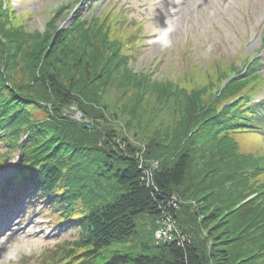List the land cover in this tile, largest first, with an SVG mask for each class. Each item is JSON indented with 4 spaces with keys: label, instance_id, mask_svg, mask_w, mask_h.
<instances>
[{
    "label": "trees",
    "instance_id": "trees-1",
    "mask_svg": "<svg viewBox=\"0 0 264 264\" xmlns=\"http://www.w3.org/2000/svg\"><path fill=\"white\" fill-rule=\"evenodd\" d=\"M110 32L93 18L29 34L9 26L0 0L1 136L38 169L53 208L77 218L80 237L64 249L66 260L264 264V148L241 153L238 134L253 115L228 104L251 81L233 80L218 98L207 80L190 90L153 82L130 72L126 41ZM114 84L116 102H130L118 112L106 101ZM170 103L175 119L162 116L151 129L150 113ZM166 213L183 242L160 244L156 223L141 230L136 221Z\"/></svg>",
    "mask_w": 264,
    "mask_h": 264
},
{
    "label": "rangeland",
    "instance_id": "rangeland-1",
    "mask_svg": "<svg viewBox=\"0 0 264 264\" xmlns=\"http://www.w3.org/2000/svg\"><path fill=\"white\" fill-rule=\"evenodd\" d=\"M8 2L14 8V26L20 24L29 34L44 33L46 29H49V21L53 19L60 30H64L74 23L76 17L77 20H89L94 13L100 12L99 7H95L96 2L86 7L88 0H9ZM258 2H261V6L257 8L260 12L258 16L260 22L257 21L258 19L252 22L248 18L245 19L239 10L233 9L229 12V20L237 25L234 29L224 24L223 16L215 13L213 2H208L205 7L197 11L189 6L171 27V19L166 17L165 7L160 8L151 1L147 8L140 9L138 6L142 3L146 4L145 0H120L117 4L119 11L124 6L129 7L123 12L128 22L126 26H123L126 29L116 32L114 28L113 33L121 41L134 38L132 34L136 33L145 38L141 46L138 44L135 52L130 55L131 60L127 66L131 73L148 75L153 82L172 81L187 90L200 88L206 69H211L213 73L221 63H226L227 69L231 66L235 67L234 63L240 64L244 52L257 54L263 58L262 73L264 74V46L260 43L253 48L249 31L254 26L256 32L260 34V28L264 26V0H257L256 3ZM111 8L113 6L108 5L106 9L111 10ZM136 25L138 28L134 29ZM163 28L165 33L161 34ZM116 91L114 84L108 92L107 103L117 112L123 105L130 107V102L124 99L116 102L118 95ZM146 96L142 102L143 109L145 107L151 110L154 98L152 96L149 102ZM146 101H148V107H146ZM171 108H173L171 103L168 106L164 105L158 109L157 115L150 113L156 121L147 123L148 119L144 118L143 123H147L151 129H154L162 116L167 120L175 119L170 112ZM165 123L162 127L166 126ZM134 130H136L135 127L132 132ZM243 139V137L238 139L241 153L257 155L263 152L258 142L251 143L249 146L245 145ZM21 161L20 153L12 149L6 150V143L3 138H0V174H10L13 166L20 165ZM152 165L155 168L158 167L157 162H153ZM44 207L47 206L42 200L34 199L30 200L27 207L23 209L22 216L19 215L20 219L12 226L13 230L16 229V234L6 245L0 247V264H43L45 260H48V264L68 263L67 260L63 261L66 254L58 248L63 246L65 241L76 238L77 232L71 227L73 223L59 227L57 216L50 215L47 210L45 212ZM205 211L208 212V210ZM136 221L141 230L144 224L147 227L154 224L153 219L147 215L139 217ZM118 247V245L113 246L110 252L118 251Z\"/></svg>",
    "mask_w": 264,
    "mask_h": 264
},
{
    "label": "bare ground",
    "instance_id": "bare-ground-1",
    "mask_svg": "<svg viewBox=\"0 0 264 264\" xmlns=\"http://www.w3.org/2000/svg\"><path fill=\"white\" fill-rule=\"evenodd\" d=\"M260 6H261V2H258V3H255L254 1L251 2V7H252L253 10H255V11H254L255 18H257L258 15H259V10H258L257 8H259ZM250 14H251L252 17H254L252 11H251ZM256 43H257V40L254 42V44H256ZM72 109H73L74 111H76V108H75V107H72ZM76 113H78V114L80 115V118H82V114H81L80 112H76ZM75 118H78V115H77V114L75 115ZM90 128H91V127H90ZM243 141H244L245 145H249V146H250L251 143L254 144V143L251 142L250 139H248V138H244Z\"/></svg>",
    "mask_w": 264,
    "mask_h": 264
}]
</instances>
